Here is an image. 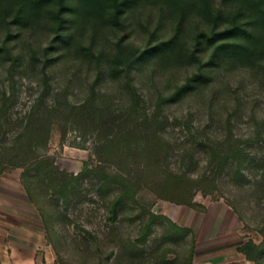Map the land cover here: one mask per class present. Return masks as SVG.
I'll return each instance as SVG.
<instances>
[{
	"label": "rangeland",
	"instance_id": "1",
	"mask_svg": "<svg viewBox=\"0 0 264 264\" xmlns=\"http://www.w3.org/2000/svg\"><path fill=\"white\" fill-rule=\"evenodd\" d=\"M0 195L61 264H264V0H0Z\"/></svg>",
	"mask_w": 264,
	"mask_h": 264
},
{
	"label": "crops",
	"instance_id": "2",
	"mask_svg": "<svg viewBox=\"0 0 264 264\" xmlns=\"http://www.w3.org/2000/svg\"><path fill=\"white\" fill-rule=\"evenodd\" d=\"M12 208V203L0 195V264H61Z\"/></svg>",
	"mask_w": 264,
	"mask_h": 264
},
{
	"label": "trees",
	"instance_id": "3",
	"mask_svg": "<svg viewBox=\"0 0 264 264\" xmlns=\"http://www.w3.org/2000/svg\"><path fill=\"white\" fill-rule=\"evenodd\" d=\"M250 248H251L252 250H250ZM257 248H258V245H256V244L253 243V242H249V243H247V244L245 245V247L241 248L240 251H241L243 254H245V256H246V258H247L248 260H254L255 257H254V253H253V251H254L255 249H257Z\"/></svg>",
	"mask_w": 264,
	"mask_h": 264
}]
</instances>
